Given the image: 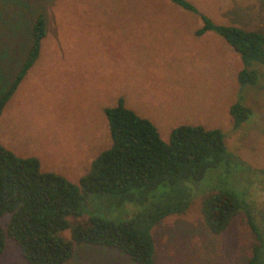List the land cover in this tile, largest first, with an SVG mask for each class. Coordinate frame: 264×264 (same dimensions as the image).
Returning a JSON list of instances; mask_svg holds the SVG:
<instances>
[{"label": "rangeland", "instance_id": "1", "mask_svg": "<svg viewBox=\"0 0 264 264\" xmlns=\"http://www.w3.org/2000/svg\"><path fill=\"white\" fill-rule=\"evenodd\" d=\"M185 1L199 15L169 0H0V94L26 59L35 19L46 23L39 57L1 113L0 145L78 185L111 146L104 110L118 101L151 122L165 143L179 126L219 130L232 159L198 183L181 184L188 208L152 230L154 264H247L258 235L264 240V65L253 63L256 82L241 86L239 55L218 33L196 31L200 15L260 29L264 0ZM237 103L249 115L234 128L230 108ZM224 190L250 208L257 233L243 212L222 234L208 232L203 201ZM113 200L86 196L80 220L130 221L151 205ZM60 236L69 240L70 229ZM0 264H26L12 240ZM64 264L136 263L113 248L79 244Z\"/></svg>", "mask_w": 264, "mask_h": 264}, {"label": "trees", "instance_id": "2", "mask_svg": "<svg viewBox=\"0 0 264 264\" xmlns=\"http://www.w3.org/2000/svg\"><path fill=\"white\" fill-rule=\"evenodd\" d=\"M169 1L199 15L185 0ZM200 17L203 26L196 34L218 33L244 66L237 76L240 85L254 84L256 73L249 68L253 63L264 65V26L245 30L216 25ZM45 36V19L38 15L31 28L26 59L0 94V116L37 61ZM104 114L111 146L96 156L78 185L61 175L41 172L36 158H19L0 145V258L6 241L12 240L26 264H64L79 244L113 248L136 264H154L152 230L163 219L184 214L188 208L189 202L180 199L185 195L181 184L198 183L207 171L232 159L219 130L179 126L165 143L151 122L127 109L122 101L106 108ZM230 115L234 128H238L248 118L249 110L237 103L231 106ZM160 188L165 191L160 193ZM88 195L117 200V205H143L150 200L151 205L147 212L130 221L115 222L95 215L81 221L84 198ZM202 206L205 227L212 235L222 234L241 212L257 233L250 208L232 191L211 194ZM69 218L76 222L71 225ZM68 229L69 240L60 236ZM258 240L260 244L253 248L247 264H264V240L259 235Z\"/></svg>", "mask_w": 264, "mask_h": 264}]
</instances>
